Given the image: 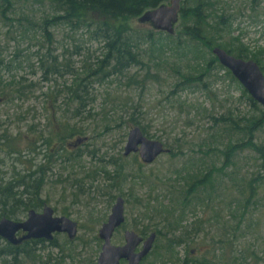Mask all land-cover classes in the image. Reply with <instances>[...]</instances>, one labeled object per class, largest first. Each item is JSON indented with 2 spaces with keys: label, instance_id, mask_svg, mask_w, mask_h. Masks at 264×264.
I'll return each mask as SVG.
<instances>
[{
  "label": "rangeland",
  "instance_id": "rangeland-1",
  "mask_svg": "<svg viewBox=\"0 0 264 264\" xmlns=\"http://www.w3.org/2000/svg\"><path fill=\"white\" fill-rule=\"evenodd\" d=\"M4 1L0 185L29 183L27 176L39 172L31 176L42 178L43 185L35 210L41 212L47 204L55 216L78 224L75 238L55 234L56 246L37 245L23 253L22 264H96L103 245L98 231L119 196L125 202V222L114 232L112 244H125V230L144 238L157 234L140 264H264V175L256 149L264 145V129L252 139L242 130L244 118L257 110L232 73L215 66L202 81L181 83L185 76L198 75L207 58L216 57L204 43L186 42L181 15L173 34L132 18L136 32H151L155 40L140 44L145 65L122 75L94 76L85 110L72 117L63 109L62 92L103 58L102 41L93 38L90 25L62 24L50 28V42L41 25L53 12L49 0H10L2 13ZM215 9L213 14L219 15L224 10L230 24L223 39L219 34L208 37L256 53L264 50V0H218ZM209 24L216 27L213 15ZM169 39L185 41L178 46ZM48 51L60 61L56 75L46 72L47 62H40ZM77 106L73 102L70 109ZM134 121L170 151L151 164L142 163L137 153L124 156ZM68 126L86 133L62 140ZM12 206L0 204V219L13 212ZM15 210L16 217L8 218H27L28 211ZM7 243L0 238V250ZM0 264H12V257L1 253Z\"/></svg>",
  "mask_w": 264,
  "mask_h": 264
},
{
  "label": "trees",
  "instance_id": "trees-1",
  "mask_svg": "<svg viewBox=\"0 0 264 264\" xmlns=\"http://www.w3.org/2000/svg\"><path fill=\"white\" fill-rule=\"evenodd\" d=\"M169 0H49L52 6L50 16H45L42 20V29L44 31L47 40L52 41L50 28L59 25H69L71 27L81 28L90 25L93 29L92 34L95 40H101L103 48L105 50L103 58H100L94 64V68L89 67L82 78L80 75L75 77L72 84L67 87V92H62L64 98L65 109L72 112V117H81L85 106L88 102V82L95 76L98 77H111L122 75L124 71L129 70L137 65H145L140 44L145 41L148 43H154V38L151 32L139 34L130 24L132 18L140 17L145 11L156 8ZM2 4V13L9 8L10 0H5ZM188 0L182 3L180 15L183 19L182 32L188 37L186 40L189 42L204 43V45L212 50L214 47H221L231 55L239 57L245 60H254L258 63L261 70L264 73L263 55L264 50H260L258 53L249 51L243 45L235 46L233 43H219L216 42L209 34L218 36L223 39L222 33H225L226 27L230 24L227 20V13L223 10L222 13L213 14L216 12V3L218 0H199L194 6L185 7ZM212 15L216 18V27L211 29L209 19ZM219 15V16H218ZM169 37V35H167ZM170 43L181 46L185 40L169 39ZM151 46V45H150ZM47 56L40 57L41 63L47 62L46 72L49 71L51 75H56L59 71L58 56H54L51 51L47 52ZM215 66L226 70L228 74L231 72L219 64L217 57L207 58L205 63L201 64L198 68V75L185 76L181 83H185L188 80H195L197 82L202 81L203 75L211 72ZM147 74L146 77H148ZM149 78V77H148ZM205 84V83H203ZM244 93L246 91L244 90ZM62 97V96H61ZM66 98V99H65ZM252 106L257 112L252 113L249 117H245V125L242 129L247 136L252 139L255 136V132L264 129V108L260 107L258 103L248 97ZM73 102H77L78 106L75 111L70 109V105ZM62 107V106H61ZM62 109V110H63ZM222 120L229 121L228 118H222ZM217 122V120H216ZM231 123L237 124L234 119H230ZM135 126H139L144 134L148 136V131L140 126V123L134 121ZM67 134L62 135V140L68 135L83 136L85 130L68 126ZM83 139V138H79ZM262 157L261 171L264 175V145L256 146ZM120 168V165L118 169ZM118 171V170H117ZM41 172V171H40ZM35 173L28 175L27 178L31 180L29 183L18 181L19 184L15 185L14 182L5 185H0V204L3 206L12 205L10 208L13 212L11 214H2L6 217H16L17 214L15 208L23 209V212L33 209H37L36 199L40 198L43 185L41 184L42 178H31ZM117 177L122 175V172H117ZM23 187L21 192H14L12 189L15 187ZM32 186V187H30ZM39 200V199H38ZM16 206V207H15ZM40 207V206H39ZM29 209V210H28ZM185 235V233H183ZM184 235H180L178 239H181ZM172 240L167 241V246H172ZM51 246H56V242L53 239L49 242ZM45 245V240H31L27 241L20 246H13L7 243L6 248L0 250V254L4 253L7 256L12 257V264H22L26 253L32 249H35L37 245Z\"/></svg>",
  "mask_w": 264,
  "mask_h": 264
},
{
  "label": "water",
  "instance_id": "water-1",
  "mask_svg": "<svg viewBox=\"0 0 264 264\" xmlns=\"http://www.w3.org/2000/svg\"><path fill=\"white\" fill-rule=\"evenodd\" d=\"M185 1L169 0V4L164 3L145 11L140 16V21L151 24L157 31L173 34L175 25L179 21L182 3ZM212 52L218 62L232 73L248 94L264 107V73L258 63L235 57L218 46L214 47ZM81 141L83 139L77 140L78 143ZM169 151L162 141L148 137L139 126H134L129 130L123 154L129 156L137 153L142 163L151 164L160 155ZM124 203L122 196L117 197L107 221L98 231L103 245L96 264H120L122 260L127 261V264H140L153 248L155 232L144 238L135 231L126 230L125 244H112L114 232L125 222ZM77 229V222L66 216H55L53 208L47 204L41 212L35 209L29 210L24 220L16 221L7 217L0 219V238L12 245L39 239L50 242L56 233H66L69 239H73ZM20 231L24 234L18 237L17 233ZM140 245L141 249L137 251Z\"/></svg>",
  "mask_w": 264,
  "mask_h": 264
},
{
  "label": "flooded vegetation",
  "instance_id": "flooded-vegetation-1",
  "mask_svg": "<svg viewBox=\"0 0 264 264\" xmlns=\"http://www.w3.org/2000/svg\"><path fill=\"white\" fill-rule=\"evenodd\" d=\"M44 206H45V205H44ZM36 211H37V210H36ZM120 227H121V226H120ZM120 227H119V228H120ZM116 230H117V229H116ZM125 231H126V230H125ZM23 234H24V233L21 232V231L17 233L18 237H19V236H22ZM56 234H58V233H56ZM65 234H66V233H65ZM66 235H67V234H66ZM54 237H55V234H54ZM112 237H113V236H112ZM39 240H43V239H39ZM27 241H31V240H27ZM27 241H24L22 244H24V243L27 242ZM45 241H46V240H45ZM46 242H48V241H46ZM22 244H20V245H22ZM20 245H13V246H20ZM113 245H114V244H113ZM136 250H137V249H136ZM122 261H124V262L127 263V261H125V260H122ZM122 261H121V262H122ZM120 264H121V263H120Z\"/></svg>",
  "mask_w": 264,
  "mask_h": 264
}]
</instances>
